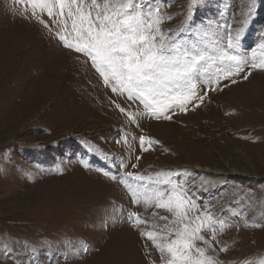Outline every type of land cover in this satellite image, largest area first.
I'll use <instances>...</instances> for the list:
<instances>
[{
    "label": "rangeland",
    "instance_id": "1",
    "mask_svg": "<svg viewBox=\"0 0 264 264\" xmlns=\"http://www.w3.org/2000/svg\"><path fill=\"white\" fill-rule=\"evenodd\" d=\"M187 4L151 0L172 17L162 29L173 33L188 27ZM243 4L202 0L195 23L220 33L244 28L241 47L251 57L264 43V0L247 25ZM24 8L0 0V264H161L141 232L175 228V217L134 204L120 181L162 170L179 171L199 212L231 225L218 231L210 255L222 264H261L264 69L221 81L222 90L208 92L199 107L169 112L170 120L138 116L130 124L115 105L143 113L142 105L113 94L87 58L25 19ZM142 135L158 143L143 151ZM133 212L146 224L135 225Z\"/></svg>",
    "mask_w": 264,
    "mask_h": 264
},
{
    "label": "snow or ice",
    "instance_id": "2",
    "mask_svg": "<svg viewBox=\"0 0 264 264\" xmlns=\"http://www.w3.org/2000/svg\"><path fill=\"white\" fill-rule=\"evenodd\" d=\"M15 2L25 5L21 13L25 19L47 29L62 47L87 58L113 94L142 105L143 113L115 105L130 124H138V116L170 120L169 112L176 108L187 111L189 105L199 107L208 92L222 90L221 81L235 84L233 77L243 74L247 80L252 74L245 68L264 69V43L260 44L259 53L252 49L249 57L241 47L244 28L233 32L227 25L225 32L220 33L211 25L195 23V12L202 0H188V27L175 33L162 29L172 17L161 15V6H152L151 0ZM256 5L257 0H244L241 16L245 25L251 21ZM201 83L205 85L202 93L198 91ZM156 143L143 135L139 137L143 151ZM120 167L125 165L121 163ZM126 176L129 179L120 182L127 187L134 204L143 201L146 207L165 209L175 217L171 221L175 228L166 224L159 231L141 232L159 252L161 264H222L209 250L216 251L213 243L218 231L223 233L231 225L207 210L199 212V205L184 182L176 179L181 176L179 171L162 170L154 177L128 172ZM190 212L198 214L189 216ZM129 219L135 225L146 224L135 212L130 213Z\"/></svg>",
    "mask_w": 264,
    "mask_h": 264
}]
</instances>
